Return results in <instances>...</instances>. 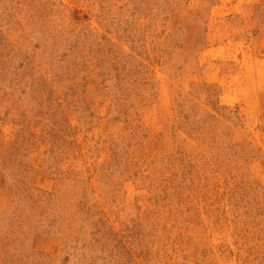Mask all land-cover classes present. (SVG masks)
<instances>
[{
    "label": "rangeland",
    "instance_id": "1",
    "mask_svg": "<svg viewBox=\"0 0 264 264\" xmlns=\"http://www.w3.org/2000/svg\"><path fill=\"white\" fill-rule=\"evenodd\" d=\"M0 264H264V0H0Z\"/></svg>",
    "mask_w": 264,
    "mask_h": 264
}]
</instances>
